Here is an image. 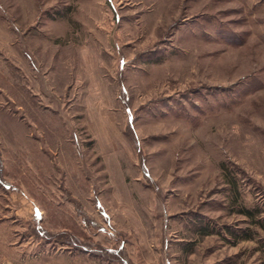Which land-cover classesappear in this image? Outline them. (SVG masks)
Returning <instances> with one entry per match:
<instances>
[{
  "label": "rangeland",
  "instance_id": "374dc122",
  "mask_svg": "<svg viewBox=\"0 0 264 264\" xmlns=\"http://www.w3.org/2000/svg\"><path fill=\"white\" fill-rule=\"evenodd\" d=\"M0 264H264V0H0Z\"/></svg>",
  "mask_w": 264,
  "mask_h": 264
},
{
  "label": "trees",
  "instance_id": "16d2710c",
  "mask_svg": "<svg viewBox=\"0 0 264 264\" xmlns=\"http://www.w3.org/2000/svg\"><path fill=\"white\" fill-rule=\"evenodd\" d=\"M247 211V213H250L251 214V211L250 210H246Z\"/></svg>",
  "mask_w": 264,
  "mask_h": 264
}]
</instances>
